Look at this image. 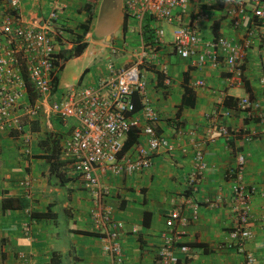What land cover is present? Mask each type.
Instances as JSON below:
<instances>
[{"label": "crops", "instance_id": "crops-1", "mask_svg": "<svg viewBox=\"0 0 264 264\" xmlns=\"http://www.w3.org/2000/svg\"><path fill=\"white\" fill-rule=\"evenodd\" d=\"M11 1L5 0L7 13L2 14H17L25 20L46 19L56 9L54 28L65 40L56 48L61 64L57 94L71 87L95 88L116 70L138 63L145 98L156 115L155 121L148 120L141 97L134 93L132 116L138 127L151 126L177 148H186L184 154L177 150L172 155L155 156L141 175L99 174L108 190L103 205L124 226L120 237L124 264H156L164 238L190 249L186 260L178 264H244L242 255L220 247L236 222L230 196L238 154L245 157L243 183L256 190L250 200V238L244 248L254 256L255 264H264V92L260 84L264 42L253 40L240 73L212 70L206 63L197 67L196 61L174 54L176 23L163 24L162 43L153 54L143 56V50L150 46L151 32L159 26L147 21L141 26L126 19L122 0H18L16 12ZM188 2L183 24L195 27L203 40L198 45L197 61L207 51V42L223 36L239 44L247 26L255 22L246 4L240 27H232L238 0ZM198 13L206 17L198 18ZM81 46L83 50L76 55ZM199 81L204 86L199 87ZM245 97L258 107L239 110L237 103ZM222 107L232 112L223 119L230 135L216 136L213 143L205 144L204 179L191 192L188 176L194 170L193 142H201L208 118ZM50 122L51 128H46L40 119L23 118L20 136L14 130H0V264H50L52 258L57 264H105L104 224L96 227L92 219V211L101 210L97 195L84 188L58 155L75 122L55 116ZM132 132L134 137L125 153L143 146L136 130ZM22 138H28L26 146ZM26 178L31 182L29 198L17 185ZM217 198L218 204L210 206ZM3 199H14L21 208L3 210ZM174 210L180 218L174 221L172 231H166L168 215Z\"/></svg>", "mask_w": 264, "mask_h": 264}, {"label": "built area", "instance_id": "built-area-1", "mask_svg": "<svg viewBox=\"0 0 264 264\" xmlns=\"http://www.w3.org/2000/svg\"><path fill=\"white\" fill-rule=\"evenodd\" d=\"M188 3V0H122L126 19L136 21L141 26L146 21L155 22L159 26L151 32L152 40L150 46L143 50V56L152 54L162 43V25L176 23L172 32V45L177 57L196 61L197 67L206 63L212 70L223 68L227 72L240 73L253 40L259 38L264 42V0H238L237 17L232 21V27H240L246 4L250 6L255 22L247 26L244 38L239 44L223 36L207 42V51L198 61V45L203 40L195 27L183 24L188 16ZM10 4L16 12L18 0H12ZM5 8V0H0V130H14L20 136L24 132L23 118L32 121L40 119L46 128H51V116L62 121L75 122L72 133L60 146L58 155L68 163L84 188L97 195L101 210H93L92 219L96 227L104 224L101 238L105 264H124L120 242L124 226L115 221L110 209L103 205V197L108 190L101 184L99 174L141 175L150 168L155 156L161 153L172 155L177 150L184 154L186 148H177L165 136L155 133L151 126L138 127L133 118L132 96L137 93L142 99L148 120H156V115L145 98L140 64L116 70L101 80L95 88L71 87L64 93L57 94L55 79L61 64L56 48L63 46L65 40L54 28L58 18L56 9L46 19L25 20L17 14H2L7 13ZM197 15L198 18L206 17L199 13ZM262 48L264 49L263 44ZM262 71L260 84L264 92V66ZM198 86L202 87L204 83L199 81ZM257 107L248 97L237 103L239 110ZM231 115V110L225 107L215 110L208 118L201 142H193L194 170L188 176V190L191 192H195L204 179L207 166L203 147L213 143L216 136L229 137L230 133L223 119ZM131 130H136L137 138L143 142V146L134 153H125L122 152L123 142ZM22 140L25 146L29 142L28 138ZM23 152L28 155L26 149ZM244 166V155H236L230 196L231 212L235 215L236 222L220 247L233 249L242 255L244 264H255L254 256L244 246L250 238L249 205L256 190L244 185ZM17 185L22 190V195L29 198L30 180L23 179ZM219 199L213 204L210 203V206L218 204ZM179 218L178 210L170 212L166 231H172L175 227L174 221ZM25 233L28 235V230ZM132 233H136V230L132 229ZM189 254L190 249L187 246H177L170 239L164 238L157 251L156 264H178L180 260H186Z\"/></svg>", "mask_w": 264, "mask_h": 264}, {"label": "trees", "instance_id": "trees-1", "mask_svg": "<svg viewBox=\"0 0 264 264\" xmlns=\"http://www.w3.org/2000/svg\"><path fill=\"white\" fill-rule=\"evenodd\" d=\"M84 46H81L79 48L76 49L75 54L79 55L81 53V51L83 50ZM55 84H56V79H55ZM185 91L188 92L187 88H185ZM132 130L129 132V134L127 135L126 141L123 144V148H122V152H125L127 150V148L131 145V140L133 139L134 135L132 134ZM2 208L3 210L6 209H18L21 208V205L19 204V202L15 201L14 199H3L2 200ZM50 264H57V261L51 260Z\"/></svg>", "mask_w": 264, "mask_h": 264}, {"label": "rangeland", "instance_id": "rangeland-1", "mask_svg": "<svg viewBox=\"0 0 264 264\" xmlns=\"http://www.w3.org/2000/svg\"><path fill=\"white\" fill-rule=\"evenodd\" d=\"M155 51V50H154ZM153 54V53H152ZM230 233V232H229Z\"/></svg>", "mask_w": 264, "mask_h": 264}]
</instances>
